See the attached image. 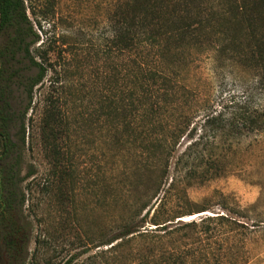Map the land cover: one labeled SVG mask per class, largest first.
<instances>
[{
  "label": "rangeland",
  "instance_id": "obj_1",
  "mask_svg": "<svg viewBox=\"0 0 264 264\" xmlns=\"http://www.w3.org/2000/svg\"><path fill=\"white\" fill-rule=\"evenodd\" d=\"M125 1L23 0L29 54L45 68L31 98L28 87L37 68L19 53L5 60L11 31L0 30V110L11 118L10 140L0 138V169L15 165L20 176L32 172L20 182L21 207L15 202L4 208L0 199V264H66L72 256L70 264H111L109 245H99V239L134 198L127 190L136 180L132 171L148 156L141 110L129 112L126 104L133 55L110 46L115 13ZM232 2H178L179 9L205 20L204 29L176 56L179 94L155 129L174 119L187 121L192 138L201 137L203 159H193L195 172L209 165V156L215 160L206 178L194 172L170 189L168 205L181 215L176 219L234 218L245 228L229 232L227 243L242 250L245 264H264V127L239 133L241 120L231 113L243 104L264 110V91L242 61L247 49L241 31L227 23ZM219 111L214 126L203 129L204 115ZM215 131L223 134L211 142ZM189 141L181 138L169 158L168 183L181 175L183 163L176 157Z\"/></svg>",
  "mask_w": 264,
  "mask_h": 264
},
{
  "label": "trees",
  "instance_id": "obj_2",
  "mask_svg": "<svg viewBox=\"0 0 264 264\" xmlns=\"http://www.w3.org/2000/svg\"><path fill=\"white\" fill-rule=\"evenodd\" d=\"M195 1L126 0L115 13L117 19L110 46L116 53L126 51L133 55L128 73L131 87L126 104L129 112L138 108L141 110L145 120L142 127L146 132L148 156L143 167L132 171L136 180L128 185L127 190L135 193L134 198L126 202V211L121 207L114 214V227L109 235H102L99 239V245H109L107 252L111 264H245L241 257L242 250L239 251L237 245L230 247L227 243L229 232L234 230L236 233L239 228H245L243 223L223 214L203 215L198 220L182 221L176 219L181 216L178 210L171 211L172 205H168L170 189L181 179L188 182L195 172L193 159H203L202 149L198 148L201 137L192 138L193 127L188 131L187 121L174 119L155 129L156 124H161L162 113L173 106L179 94V64L176 56L181 49L190 46L204 29V19L191 17L187 11L178 8V2L186 6ZM228 13L229 27L235 33L240 30L245 39L247 50L243 52L245 59L242 61L254 70L255 84L264 91V0H233ZM26 22L23 0H0V30L11 31L3 49L5 60L19 53L28 56L30 63L37 68L36 74L30 78V95L32 87L44 77L45 68L29 54ZM247 27L253 29L246 36ZM36 38L35 34L33 42ZM136 54H140L139 60ZM181 88L185 90V87ZM3 95V89L0 88V98ZM182 95H185V91ZM244 105L231 111L232 116L241 120L242 127L238 131L241 128L262 130L264 110L256 106L249 110ZM5 113L7 110H0V138L8 142V123L11 118L6 117ZM221 114L219 111L217 114L204 115L201 127L211 129ZM21 127L24 134V122ZM221 134L215 131L210 137L211 142L220 139ZM185 137L190 141L176 157L177 164L183 163L181 175L171 177L168 183L169 158L180 144V139ZM210 158L205 163L211 166L215 160ZM209 165L194 175L206 178ZM0 171L2 206L8 208L16 202L21 207L24 193L20 182L32 172L20 176L15 165ZM213 173L217 174L218 171ZM205 210L206 207L196 212ZM190 213L193 210L181 214ZM72 257L67 259L66 264H70Z\"/></svg>",
  "mask_w": 264,
  "mask_h": 264
},
{
  "label": "bare ground",
  "instance_id": "obj_3",
  "mask_svg": "<svg viewBox=\"0 0 264 264\" xmlns=\"http://www.w3.org/2000/svg\"><path fill=\"white\" fill-rule=\"evenodd\" d=\"M189 217H191V216H186V217H184V219L189 218Z\"/></svg>",
  "mask_w": 264,
  "mask_h": 264
},
{
  "label": "water",
  "instance_id": "obj_4",
  "mask_svg": "<svg viewBox=\"0 0 264 264\" xmlns=\"http://www.w3.org/2000/svg\"><path fill=\"white\" fill-rule=\"evenodd\" d=\"M202 214H209V213H207V212H204V213H202Z\"/></svg>",
  "mask_w": 264,
  "mask_h": 264
}]
</instances>
